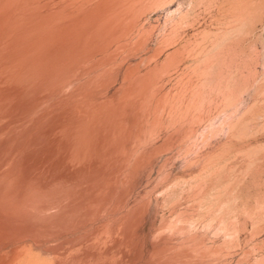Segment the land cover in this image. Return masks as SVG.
<instances>
[{"label": "bare ground", "instance_id": "obj_1", "mask_svg": "<svg viewBox=\"0 0 264 264\" xmlns=\"http://www.w3.org/2000/svg\"><path fill=\"white\" fill-rule=\"evenodd\" d=\"M137 1L91 0L86 9L81 0H0V264H105L106 240L138 251L148 202L136 192L139 182L156 166L164 184L194 123L218 100L234 99L239 83L230 77L220 39L210 53L186 48L188 40L171 47L164 61L186 60L188 70L164 92L154 87L158 71L152 78L154 72L139 74L122 62L148 40L139 24L134 29L140 14L134 9L143 5ZM229 3L237 21L258 16L259 7L247 0ZM172 30L160 38L165 46L176 42ZM111 79L118 80L112 88ZM225 160L203 161L197 174L166 182L163 200L182 191L191 199L200 194L204 204L212 195L217 201L228 190ZM175 214L166 223L172 233L190 218ZM162 241L152 243L147 264L182 254L165 252Z\"/></svg>", "mask_w": 264, "mask_h": 264}, {"label": "rangeland", "instance_id": "obj_2", "mask_svg": "<svg viewBox=\"0 0 264 264\" xmlns=\"http://www.w3.org/2000/svg\"><path fill=\"white\" fill-rule=\"evenodd\" d=\"M61 1L72 3L78 0ZM81 1H86L83 8L87 9L91 0ZM144 1L146 0L137 1V6L140 2L143 5L134 9L140 11V14H137L138 20L135 19L136 26L133 28L138 29L139 24L140 32L148 40L142 45V49L140 47V50L122 62L137 67L139 74L149 73L152 76L151 73L154 72L152 78L159 72L154 87L161 88L163 92L169 88L172 90L173 85L176 86L174 82L177 80V73L180 75L188 70L185 67L186 60L179 61V58H176L172 59L171 63L164 61L166 54L173 47L179 48L184 40V43L187 40L188 43L192 42L186 44L187 46L184 44L186 48L194 49L195 44V48L202 46L210 50L209 53L214 46L216 48L212 52L219 49L216 45L219 42L228 49V70L230 77L236 75L239 89L234 92V99L231 98L226 105L224 100H218L209 107L208 117L194 123L195 132L192 138L184 142L186 145L180 143L181 149L169 165V174L165 179L168 180H164L165 184L183 177L185 179L187 175L197 174L203 161L210 159L216 163L222 157L227 163L223 182L228 186V190L220 195L217 201L212 195L209 197L210 202L207 201L206 204L202 203L204 197L200 194L191 199L182 191L177 193L175 199L163 200L164 184H161L163 181L158 178L154 166L148 178L143 176L138 184V191L136 190L145 202L148 201L145 213L147 220L140 228L142 240H138L139 250L134 251L129 245L114 244L112 240H106V244H101L104 248L109 247L105 264H147L146 261L153 254L152 243L162 241L157 240L159 234L166 237V240L162 241L166 243L165 252L183 251L180 257L167 261L166 264H264V0H247L248 7H259L258 16H246L238 21L232 16L230 0H210V4L205 6L195 5L194 0H148L149 2H146L150 4L147 3V6ZM134 10H131L130 14L136 18ZM182 15L183 19L179 20ZM174 23L176 24L173 27ZM171 28L173 30L170 38L176 42L169 44L167 41L165 46V42L160 38L163 34V39L165 34L169 35ZM209 40H212V43ZM233 40L236 42L234 47ZM202 41L207 42L205 47ZM157 43L161 46L159 44L160 47H157ZM177 43L179 47L175 46ZM208 45L212 47L208 49ZM157 48L161 50L155 55L157 50L153 49ZM153 57L156 59L153 60ZM159 61L162 63L159 64ZM117 82V79H111L108 86L112 88ZM186 148L189 149L187 154ZM191 157L194 160H191ZM154 158L160 163L162 154L157 153ZM186 159L189 162H186ZM138 193L135 195L137 198ZM173 213L179 217L190 216L187 221L178 220V226L183 227L180 229L182 231H177L179 233H172L167 226L169 220L174 218ZM163 222L165 225L161 228ZM64 245L69 246L68 243Z\"/></svg>", "mask_w": 264, "mask_h": 264}]
</instances>
